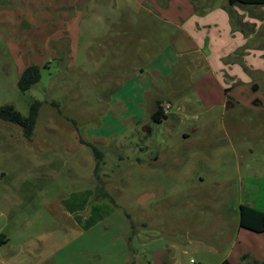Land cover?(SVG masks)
I'll return each instance as SVG.
<instances>
[{"label": "rangeland", "instance_id": "374dc122", "mask_svg": "<svg viewBox=\"0 0 264 264\" xmlns=\"http://www.w3.org/2000/svg\"><path fill=\"white\" fill-rule=\"evenodd\" d=\"M56 1L0 0V107L28 115L34 99L43 102L31 140L0 119V232L12 241L0 264H154L158 251L165 264H220L238 236L240 205L253 197L264 206L250 193L264 186L263 111L223 100H205V111L182 88L192 109L163 102L169 115L155 122L152 101L140 106L137 96L148 79L132 76L143 63L121 49V7L91 0V10L84 0L79 34L75 26L62 36L54 24L64 11L68 25L77 8ZM158 38L156 51L169 53L168 38ZM32 64L41 80L22 93ZM135 107L143 116L125 119V130L121 111ZM87 142L104 153L97 174ZM145 193L154 197L140 204Z\"/></svg>", "mask_w": 264, "mask_h": 264}, {"label": "crops", "instance_id": "0c3cea01", "mask_svg": "<svg viewBox=\"0 0 264 264\" xmlns=\"http://www.w3.org/2000/svg\"><path fill=\"white\" fill-rule=\"evenodd\" d=\"M83 2L84 0L69 1V4L77 9H73L74 15L68 19V25L67 13L63 11L62 19L53 26L56 28L55 31L61 32L64 36V32L73 30L76 26L75 36L79 34L78 26L81 25L82 8L85 5ZM112 2L105 0L108 5L111 3L121 7L122 22L129 25L135 23L134 18L138 22L137 30L133 29L131 24L123 29L125 33H122L121 40L125 43L121 49L129 58L136 55L138 61L143 63V67L137 69L138 72L133 69L135 73L132 76L148 79L144 85L143 80L140 82L137 96L141 99L140 106L146 101H152L150 115L158 102L163 104V108L166 105L163 102H173L184 112L192 109V99L182 88L186 90L191 88L193 94L199 97L196 101L201 103V108L205 111H210L211 108H205L203 104L212 101L214 103L209 107L213 105L217 107L223 105L221 103L223 100L228 103V109L241 105L247 111H263L260 113L264 115V6L241 4L230 6L228 0H120V2L112 0ZM89 7L92 10L97 6L89 0ZM158 37L168 38L169 53H165L167 49L156 51L155 39L159 40ZM133 42L134 48L130 52L129 46ZM150 73L154 76L151 77ZM169 77L171 80L167 82ZM198 86L204 89L202 98L197 91ZM211 88L216 91L217 98L211 93ZM174 97H181L182 103L186 104L183 109L182 105L177 103L178 99ZM130 110L124 108L121 111L119 126H124V129L127 126L125 119L131 117L139 120L143 116L142 113H138V107H135L132 113ZM166 114L169 115L168 110ZM262 182L264 184V181ZM250 193L261 198L264 196V186L262 188L255 185ZM257 199L252 197L244 204L264 211V206H257ZM237 231L238 236L234 240L231 255L227 258L229 262L264 264V232H254L241 227L240 219ZM9 243H12L11 235L1 231L0 248Z\"/></svg>", "mask_w": 264, "mask_h": 264}, {"label": "trees", "instance_id": "16d2710c", "mask_svg": "<svg viewBox=\"0 0 264 264\" xmlns=\"http://www.w3.org/2000/svg\"><path fill=\"white\" fill-rule=\"evenodd\" d=\"M228 2L230 6L236 4L264 6V0H228ZM66 44L68 43H65V45ZM41 77L42 73L41 67L39 65L32 64L26 67L18 81V87L20 91L22 93L29 91L41 80ZM42 105V101L34 99L30 104L28 115H23L13 105L6 104L0 107V119L19 125L23 130V135L27 139L31 140L37 125L39 111ZM151 117L152 120L157 123H160L163 121V119L167 118V114L165 113L163 104L161 102L157 103V106L153 111ZM87 144L92 148L94 156L97 158V166L95 170L97 174V170L100 167L101 162L103 161L104 153L100 148L93 145L92 143L88 142ZM240 226L254 232H264V211L258 210L248 204H241ZM220 264L231 263L228 259H225Z\"/></svg>", "mask_w": 264, "mask_h": 264}, {"label": "water", "instance_id": "95a60500", "mask_svg": "<svg viewBox=\"0 0 264 264\" xmlns=\"http://www.w3.org/2000/svg\"><path fill=\"white\" fill-rule=\"evenodd\" d=\"M149 127L145 128V130H148ZM151 197H154L153 193H145L142 196H140L138 202L140 204H144L147 202L148 199H150ZM162 251H158L156 252V254L154 255V264H165L162 260H161V255H162Z\"/></svg>", "mask_w": 264, "mask_h": 264}, {"label": "built area", "instance_id": "2783aa9c", "mask_svg": "<svg viewBox=\"0 0 264 264\" xmlns=\"http://www.w3.org/2000/svg\"><path fill=\"white\" fill-rule=\"evenodd\" d=\"M167 110H168L167 107H164V111H165V113L167 112Z\"/></svg>", "mask_w": 264, "mask_h": 264}]
</instances>
